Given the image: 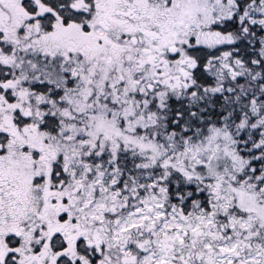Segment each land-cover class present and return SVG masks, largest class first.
<instances>
[{"label": "snow or ice", "instance_id": "6c2138e0", "mask_svg": "<svg viewBox=\"0 0 264 264\" xmlns=\"http://www.w3.org/2000/svg\"><path fill=\"white\" fill-rule=\"evenodd\" d=\"M0 264H264V0H0Z\"/></svg>", "mask_w": 264, "mask_h": 264}]
</instances>
